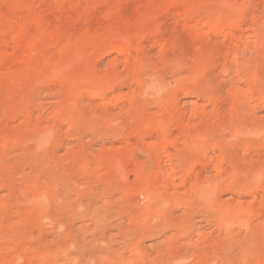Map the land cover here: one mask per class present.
I'll list each match as a JSON object with an SVG mask.
<instances>
[{"label": "rangeland", "instance_id": "1", "mask_svg": "<svg viewBox=\"0 0 264 264\" xmlns=\"http://www.w3.org/2000/svg\"><path fill=\"white\" fill-rule=\"evenodd\" d=\"M0 264H264V0H0Z\"/></svg>", "mask_w": 264, "mask_h": 264}]
</instances>
